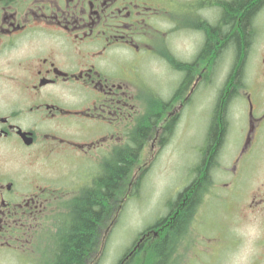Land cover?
<instances>
[{
    "label": "flooded vegetation",
    "instance_id": "flooded-vegetation-1",
    "mask_svg": "<svg viewBox=\"0 0 264 264\" xmlns=\"http://www.w3.org/2000/svg\"><path fill=\"white\" fill-rule=\"evenodd\" d=\"M170 2L0 0V255L14 264H56L80 203L99 191L100 180L119 153L131 151L133 134L146 130L124 174L128 180L142 145L150 140L161 143L160 117L171 122L169 130L182 108H189L191 99L181 94L189 90L192 77L205 75L206 86L212 84L206 63L198 65L199 54L181 70L175 67L181 60L169 59L163 44H150L147 21L165 13V4L169 8ZM223 2L228 0H220ZM260 6L251 19L250 40L242 37L238 58L229 49L233 62L227 67L209 122V128L217 126V136L205 142L199 157L204 158L203 165L193 176V180L201 179L185 194L177 193L173 207L166 204V215L156 229L144 231L149 236L153 233L158 242L171 230L177 234L189 217L193 216V223L199 222L196 210L206 204L210 192L215 197L213 191L201 190L228 142L227 119L235 100L243 101L246 123L241 127L237 154L226 168L231 182L225 186L236 178L242 158L264 132V81L256 88L255 82L246 84L245 80L257 41L254 22ZM218 15L219 22L221 11ZM215 24H205L204 30ZM152 47L156 53L150 54ZM223 48L215 46L210 52ZM157 54L168 62L161 75L168 74L166 67L177 75L176 90L167 104L157 103L151 93L159 95L161 87L152 86L154 76L148 64L140 71L143 58ZM258 65L264 75V57ZM157 75L160 82L162 76ZM134 86L140 93L133 91ZM138 105L143 111H138ZM232 195L229 191L230 200ZM115 197L114 193L110 206ZM255 205L256 211H264V197L259 202L252 199L247 209L252 211ZM100 237L99 221L96 246L93 255H88L93 259L85 264L98 263ZM138 240L132 251L143 246Z\"/></svg>",
    "mask_w": 264,
    "mask_h": 264
},
{
    "label": "rangeland",
    "instance_id": "rangeland-1",
    "mask_svg": "<svg viewBox=\"0 0 264 264\" xmlns=\"http://www.w3.org/2000/svg\"><path fill=\"white\" fill-rule=\"evenodd\" d=\"M219 1L171 0L169 8L165 4V13L151 16L147 21L148 32L155 35L153 38L148 34L150 44L152 41L156 46L159 43L163 44L165 47L163 50L168 51L171 56L169 59L174 62L181 60L175 65L181 70L199 54L198 65L202 61L201 66L206 63V70H211L208 72L210 76L208 82L212 84L206 86L205 75L193 76L189 90L181 94L184 97L188 95L187 98L191 99L189 108L180 109L179 116L169 130L168 127L172 124L165 123L164 113L162 118H165V122L161 117L158 120L160 126L158 139H161V143L158 140L155 142L150 140L142 145V152L133 166L128 187L123 197L118 198L120 212L117 217L112 216L110 225L112 228L109 230L110 226H106L103 232L101 231L97 264L121 263L122 255L128 248L127 253L133 250L141 234H144L140 240L143 248L137 246L135 251L139 253H135L138 255L134 264H146L149 257L148 243L156 237L151 233L150 238L143 229L166 215V204L173 203L176 194L190 181L189 169L198 163L202 155L199 153L208 123L216 107L218 93L223 88L227 67L231 60L233 62L231 50L226 46L220 52L214 49L206 58L200 56L206 43L203 26L218 23ZM254 26L257 29L256 51L254 50L246 65L245 80L246 84L255 82L254 87L260 88L264 81V75L258 65L259 59L264 57V1L261 3ZM191 27L193 29H190ZM149 53L153 54L156 51L153 48ZM166 62L157 54L149 59L144 57L140 68V71H144V66L148 64L147 69H152L149 70L154 76L152 86L160 85L161 88L159 95L150 92L156 96L157 103L162 101L165 104L171 102L178 83L177 75L173 76L168 67L167 72L171 75H161L168 63ZM140 74L142 75V72ZM157 74L159 77L162 76L160 82L157 80ZM133 91L139 92L135 86ZM148 101L150 103L153 101L151 95ZM173 103L170 108L173 107ZM137 108L138 111H143L140 109L141 105ZM242 109L243 101L238 98L228 113L229 138L218 161L219 165L211 172L210 183L205 184L208 190H204L206 187L203 186V191L207 193L213 191L215 197H212L210 192L206 204L196 210L199 222L193 223V216L189 217L180 226V231L171 237L174 242L173 248L169 250V256L165 258L163 264H166V261L167 264H264V211H256V205L252 211L247 209L252 199L259 202L264 197V133L259 136V143L248 150L242 158L236 178L229 186H225V183L231 182L226 176V168L240 146L241 127L246 123ZM163 124L167 130L165 134V129L161 128ZM134 189L137 191H133ZM229 191L233 193V201L229 198ZM236 194L239 195L238 198ZM117 203L118 201L115 202L116 206ZM0 259H2L0 264H14L5 255H0ZM130 259H125L121 264H127Z\"/></svg>",
    "mask_w": 264,
    "mask_h": 264
},
{
    "label": "trees",
    "instance_id": "trees-1",
    "mask_svg": "<svg viewBox=\"0 0 264 264\" xmlns=\"http://www.w3.org/2000/svg\"><path fill=\"white\" fill-rule=\"evenodd\" d=\"M262 2L263 0H228V2L219 3L220 5H218V7L220 6L221 11L219 22L205 28L206 44L200 56L202 57L209 54L213 47L220 45V48L226 46V48L234 50L235 56L238 58L242 37H244L247 42L250 40L251 19ZM238 21L239 28H237ZM187 67L188 66H186V69ZM185 81L188 82L187 79ZM166 131L167 130L164 131V134L167 133ZM217 131L218 128L216 125L211 126L204 137V142L215 140ZM144 132H146V130H141L140 133L138 132V135L133 134V148L131 151H122L119 153L117 160L108 167L105 176L100 180L99 186H97L99 191H97L95 195L90 193L87 199L80 203L81 206L76 212L73 227L61 244V252L58 255L56 264H85L92 261L93 257L89 258L88 255H93V250L96 246L95 238L97 224L100 221V231L103 232L106 226L109 227L111 225L112 216L115 215L117 217L120 212V209H118L120 200H118V198L121 196L123 197L126 183L128 182L124 174L133 161L136 151L138 150V144L141 141V133L144 134ZM204 147L205 144L201 146L200 151L203 152ZM203 162L204 158L203 161L199 159L198 163L189 169L190 175L194 176L195 172H199ZM200 179L201 176L197 177L195 180H191L182 190L184 191L182 194L190 191L194 183L198 182ZM135 182L136 181H134V183ZM209 183L210 181L207 184ZM204 186L206 187V185ZM116 189L117 191H114ZM204 190H208L207 187ZM133 191H137V189ZM201 191H203V188ZM114 193L116 195L115 201H118V203L117 206L114 204L110 206V201ZM129 196L131 195L129 194ZM160 221L162 220L159 219V221L151 224L146 231L156 229ZM166 221L168 223V220ZM110 228H112V226L109 227V230ZM174 228H176L175 225ZM174 235V231L171 230L167 235L165 234L163 242H158L157 239L150 243L147 242L149 246V257L146 264H163L165 258L167 259L169 256V250L171 247L173 248L174 242L171 240V237ZM163 250H165V252ZM135 253H139V251ZM135 253L127 264H134L138 255Z\"/></svg>",
    "mask_w": 264,
    "mask_h": 264
}]
</instances>
